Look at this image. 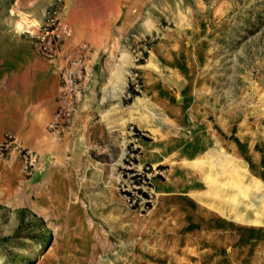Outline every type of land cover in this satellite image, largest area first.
<instances>
[{
  "label": "rangeland",
  "instance_id": "rangeland-1",
  "mask_svg": "<svg viewBox=\"0 0 264 264\" xmlns=\"http://www.w3.org/2000/svg\"><path fill=\"white\" fill-rule=\"evenodd\" d=\"M116 8L106 44L71 54L81 91L61 127L89 95L112 159L83 139L52 157L0 138V264H264V0ZM18 9L0 0V68L44 58ZM136 149L150 208L122 192Z\"/></svg>",
  "mask_w": 264,
  "mask_h": 264
},
{
  "label": "crops",
  "instance_id": "crops-1",
  "mask_svg": "<svg viewBox=\"0 0 264 264\" xmlns=\"http://www.w3.org/2000/svg\"><path fill=\"white\" fill-rule=\"evenodd\" d=\"M29 1L31 7L26 5ZM29 1L16 0V3L19 5V12L34 18L33 23H29L32 28L42 22L45 11L53 0ZM117 1L65 0L62 19L69 25L70 34L61 47V60L55 64L37 54H30L25 56L19 67L15 65L0 68V138L11 134L14 142L39 153L50 152L52 157L62 156L66 143L80 144L83 139L84 146L88 148L98 149L103 146L104 152L96 153H103L112 159V151L116 145L112 144L111 139L99 142L96 135L101 131L102 122L92 121L91 118H97L94 113H100L101 108L95 104L92 106L89 95L78 106L68 126L53 133L48 132L46 127L52 122L57 109L59 67L68 65L66 58L78 46L106 44L108 38L105 32L119 14ZM24 29L30 30L27 26ZM89 87L88 94L92 93L93 84H89ZM109 125L112 124L109 122ZM87 141L91 146L87 145Z\"/></svg>",
  "mask_w": 264,
  "mask_h": 264
},
{
  "label": "built area",
  "instance_id": "built-area-1",
  "mask_svg": "<svg viewBox=\"0 0 264 264\" xmlns=\"http://www.w3.org/2000/svg\"><path fill=\"white\" fill-rule=\"evenodd\" d=\"M65 8V0H53L46 9L44 19L33 33L21 32L34 42L40 54L51 63H58L61 58V47L64 39L70 34V28L66 21L62 19ZM86 47H84L85 49ZM83 49V48H82ZM77 58V59H76ZM67 57L65 66L58 69L59 90L57 96V109L52 122L47 126L49 131L56 132L65 126L69 118L76 109V96L80 94V79L83 73L82 58ZM136 154H128L122 167L124 183L122 192L129 203H143L149 201L143 197L142 193H147L150 189L151 168L148 165L138 167L133 162ZM136 159V158H135ZM137 160V159H136ZM154 173L157 172L154 170Z\"/></svg>",
  "mask_w": 264,
  "mask_h": 264
},
{
  "label": "bare ground",
  "instance_id": "bare-ground-1",
  "mask_svg": "<svg viewBox=\"0 0 264 264\" xmlns=\"http://www.w3.org/2000/svg\"><path fill=\"white\" fill-rule=\"evenodd\" d=\"M39 24H37L33 29H30V30H28L27 32L28 33H33V32H35L36 31V28H37V26H38ZM82 48H84V46L82 47ZM160 154H161V149H153V150H147V151H145V156L147 155L149 158H151V159H156L157 157H159L160 156ZM241 162V161H240ZM152 166V165H151ZM241 166H243V167H245V165L243 164V162L241 163ZM4 171V170H3ZM5 175V174H4ZM154 196L152 197V199H153V201L154 202H157L158 201V199H159V194H158V192H156V191H154ZM152 212V211H151Z\"/></svg>",
  "mask_w": 264,
  "mask_h": 264
},
{
  "label": "trees",
  "instance_id": "trees-1",
  "mask_svg": "<svg viewBox=\"0 0 264 264\" xmlns=\"http://www.w3.org/2000/svg\"><path fill=\"white\" fill-rule=\"evenodd\" d=\"M132 93H133V95H137L136 92H132ZM136 133L138 134L139 132L136 130ZM138 152H139L138 149L132 151L133 154H138ZM133 162H134L135 164L138 163V161H137L135 158H133ZM159 169H164V168L160 166ZM142 195H143V197H145L146 199H149V197H148V195H147L146 193H142ZM135 206H136V204H135ZM145 207L150 208V204H149V202H147V203L145 204Z\"/></svg>",
  "mask_w": 264,
  "mask_h": 264
}]
</instances>
